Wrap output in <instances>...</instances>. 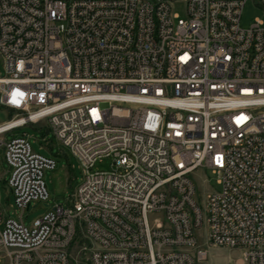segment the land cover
<instances>
[{"label":"built area","instance_id":"2783aa9c","mask_svg":"<svg viewBox=\"0 0 264 264\" xmlns=\"http://www.w3.org/2000/svg\"><path fill=\"white\" fill-rule=\"evenodd\" d=\"M245 1L0 0V147L20 211L0 207L5 264H73V249L83 264H203V224L234 264H264V19L242 28ZM39 122L83 176L26 226L56 163L3 135ZM208 169L220 188L199 204Z\"/></svg>","mask_w":264,"mask_h":264},{"label":"rangeland","instance_id":"374dc122","mask_svg":"<svg viewBox=\"0 0 264 264\" xmlns=\"http://www.w3.org/2000/svg\"><path fill=\"white\" fill-rule=\"evenodd\" d=\"M173 11L179 16L184 15L183 5L176 3ZM255 17L264 19V9L259 7L253 0H247L242 6L239 25L242 28L248 27ZM5 68L0 56V76L4 75ZM11 112L0 103V122L9 119ZM27 136L32 149L55 160L53 169H46L43 174L45 187L48 193L46 201L31 203L29 208L22 213V221L26 226L46 210L55 204L67 205L73 190L81 182L83 173L77 158L65 147L61 146L55 139L52 132L47 129L45 123H27L26 125L15 128L3 135L5 140L12 137ZM112 169V159L110 157L97 160L94 163L93 170ZM8 166L3 158V151L0 147V207L5 216L19 220L20 211L14 201V196L7 188V178L9 176ZM206 178V182L203 181ZM195 198L201 204L202 195L209 189L218 190L220 185L217 183L216 175L209 169L206 171H197L194 176ZM47 204V205H45ZM197 243L202 248H207V259L203 264H234V260L239 256L240 251L229 249L227 247H212L206 243V228L201 225L197 231ZM208 246V247H207ZM73 264H83L77 261L76 250H72ZM6 259L0 250V264H5Z\"/></svg>","mask_w":264,"mask_h":264},{"label":"water","instance_id":"95a60500","mask_svg":"<svg viewBox=\"0 0 264 264\" xmlns=\"http://www.w3.org/2000/svg\"><path fill=\"white\" fill-rule=\"evenodd\" d=\"M45 205H47V204H45Z\"/></svg>","mask_w":264,"mask_h":264}]
</instances>
